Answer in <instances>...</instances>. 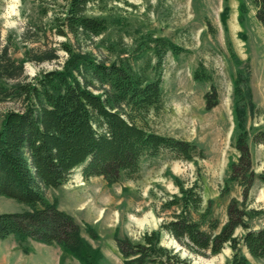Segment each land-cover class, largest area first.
Listing matches in <instances>:
<instances>
[{"label":"rangeland","instance_id":"374dc122","mask_svg":"<svg viewBox=\"0 0 264 264\" xmlns=\"http://www.w3.org/2000/svg\"><path fill=\"white\" fill-rule=\"evenodd\" d=\"M227 4V13L221 12ZM105 0L89 2L85 13L105 16L106 28L98 34L59 31L53 17L61 13L65 0H0V124L10 109L24 107L25 98L15 91L19 82L34 81L43 71L61 68L68 57L64 44L86 51L96 58L111 61L131 50L140 36L165 35L188 48L178 55L168 52L162 67V106L150 110L145 126L158 132L195 141L205 156L195 160L172 158L161 152L141 160L138 174L109 183L102 176H82L75 167L67 179L45 189L48 200L70 213L80 225L81 235L98 247L101 264H125L116 246L117 236L142 241L144 234L159 231V243L184 257L190 264H228L232 248L225 242L211 253L190 249L160 224L171 218L179 204V183L196 182L202 200L196 219L214 217L221 225L227 219V205L233 197L243 198V185L227 180L230 163L238 158L234 146L233 105L236 79L241 76V92L249 91L246 129L254 179L245 197L246 209H261L244 217L252 228L264 225V142L254 141L253 133L264 130V26L255 16V6L244 0ZM154 56L145 51L133 66L145 69ZM202 62L211 74L218 92V103L206 109L204 92L210 81L195 80L194 67ZM96 91V89H94ZM246 97V98H248ZM245 98V101H246ZM206 207L209 211L205 217ZM15 198L0 195V212L27 209ZM206 222L203 226L206 227ZM86 225L97 233L91 237ZM219 225V226H220ZM246 231L237 225V236ZM250 264H264V256L253 257L240 244ZM0 264H84L65 254L57 244L13 234L0 238ZM146 264H162L149 261Z\"/></svg>","mask_w":264,"mask_h":264},{"label":"trees","instance_id":"16d2710c","mask_svg":"<svg viewBox=\"0 0 264 264\" xmlns=\"http://www.w3.org/2000/svg\"><path fill=\"white\" fill-rule=\"evenodd\" d=\"M104 1L65 0L61 13L53 17L54 23L61 33L66 29L73 34H98L107 26L106 17L90 15L85 10L89 2ZM243 1L239 0V7L244 8ZM250 1L255 6L256 18L264 26V0ZM225 13L226 3L222 19ZM64 45L68 57L61 68L43 71L34 81L15 85V91L24 96L25 105L6 111L0 124V195L15 198L28 207L0 212V238L13 234L19 239L57 244L63 253L77 257L84 264H101L104 257L101 250L81 235L80 225L70 213L46 198L45 189L64 182L77 166H81L85 178L98 175L112 183L135 177L142 159L161 152L184 160L203 158L204 149L195 141L161 133L144 124L150 110L158 111L162 106V67L166 54L171 52L176 56L188 48L165 35L148 34L140 36L131 50L125 48L126 54L106 61ZM145 51L155 58L149 63L152 77L145 69L133 66ZM192 76L195 80L210 81L203 94L204 107L216 105L218 92L202 62L194 67ZM240 77L236 79L237 97L233 105V143L239 155L230 163L227 180L243 185V198L231 199L227 219L220 225L214 217L192 216L191 210H196L202 200L200 188L196 182L188 186L178 182L181 194L169 202L179 204L180 209L160 224L195 251L216 253L228 242L232 248L228 264H250L240 244L251 256H264V225L252 228L244 222L245 216L262 210L245 208L244 199L254 172L245 125L250 97L247 88L241 92ZM252 136L254 141L264 142V130ZM208 212L206 207L202 216ZM239 224L246 231L237 236L233 233ZM86 229L91 237H96L92 226L86 225ZM115 241L125 264L149 261L190 264L159 243L157 229L144 234L142 241H132L128 236H117Z\"/></svg>","mask_w":264,"mask_h":264},{"label":"clouds","instance_id":"9594fccd","mask_svg":"<svg viewBox=\"0 0 264 264\" xmlns=\"http://www.w3.org/2000/svg\"><path fill=\"white\" fill-rule=\"evenodd\" d=\"M17 2H19V0H17Z\"/></svg>","mask_w":264,"mask_h":264}]
</instances>
